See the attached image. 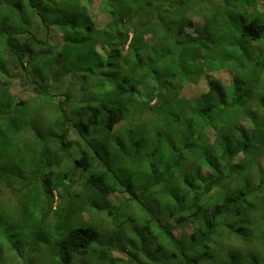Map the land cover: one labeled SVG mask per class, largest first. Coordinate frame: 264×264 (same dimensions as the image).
<instances>
[{
    "label": "trees",
    "instance_id": "16d2710c",
    "mask_svg": "<svg viewBox=\"0 0 264 264\" xmlns=\"http://www.w3.org/2000/svg\"><path fill=\"white\" fill-rule=\"evenodd\" d=\"M95 1L0 0V264H264V0Z\"/></svg>",
    "mask_w": 264,
    "mask_h": 264
},
{
    "label": "rangeland",
    "instance_id": "374dc122",
    "mask_svg": "<svg viewBox=\"0 0 264 264\" xmlns=\"http://www.w3.org/2000/svg\"><path fill=\"white\" fill-rule=\"evenodd\" d=\"M98 2H99V0H96L95 1V3H94V6H93V13L94 14H97V13H99V10H98ZM103 18V17H102ZM57 38V37H56ZM59 39V38H58ZM220 77H222L223 79H224V75L223 74H221V76ZM189 90H191L192 91V87H190V88H188ZM187 92V91H186ZM78 173V171L76 172V174ZM207 173V172H206ZM118 198L119 199H121L119 196H118ZM119 199H117V195L116 196H113V200H115V201H117V200H119ZM121 201H122V199H121ZM92 203L93 202H90V203H85L84 204V207H83V209L81 210V212L82 213H90L91 214V212L92 211H95V210H101V209H103V204H101V201H99V202H97V203H99L98 205H96V206H92ZM158 205L157 204H155V206L153 207V210L155 211V210H158ZM95 214L96 215H94V216H91V217H89V215L88 214H85L86 216H87V219H86V221H88V222H90L91 224H93V225H95L97 228H98V230L100 231V240H99V242L97 243V245L96 246H102V247H110V245H111V243H112V238H111V235H109V233H108V231L107 232H105V234L103 233V225L104 226H109V224L108 223H105V221H104V218L101 216V215H99L97 212H95ZM92 215V214H91ZM141 222H142V220L141 219H139V221H138V223H140L141 224ZM187 230H191V227L190 226H188L187 228H186ZM138 230V232H136ZM152 230V232L154 233V230L156 231V234H157V230L155 229V228H152L151 229ZM132 231V230H131ZM134 231H135V233H134V235L132 236V243H134V244H136L139 248H141V244H142V238H147V237H149V234H143V233H141V232H139V228H134ZM160 232V231H159ZM178 232H180V230H178ZM156 244H157V246H160L161 244L162 245H165V248L167 249V250H164V251H160V250H158V251H156L155 249H152V248H154V246L152 245V247H151V251H150V256L148 257L147 255H146V252H145V250H142L141 252H140V257H142V258H144L145 260L146 259H149V260H152V263H153V261H154V263L153 264H155V263H157V262H160L161 264L163 263L162 261H158L156 258H160L161 260H165V258H166V260L167 259H169L171 256V243L169 242V240L167 239V238H163V239H159L157 242H156ZM170 245V246H169ZM0 246H2V244L0 245ZM41 246H42V248H43V252L45 253V254H50V251H54L55 252V256L56 257H59L60 259H61V257H60V255L58 256V252H57V249H56V247H52V246H48L47 244H41ZM4 247V246H3ZM131 249L132 250H134L135 249V246L134 245H130V251H131ZM149 250V249H148ZM116 252V251H115ZM118 254H122L121 252H117ZM253 253H254V251H253ZM40 254H42V253H39V252H36V255L38 256V255H40ZM45 254H43V257H44V255ZM36 256V257H37ZM151 258V259H150ZM143 259V260H144ZM59 260V259H58ZM58 260L57 261H53V260H49L48 261V264H59V262H58ZM102 260V259H101ZM100 260V261H101ZM258 260L260 261V262H262L263 261V257H258ZM93 261H94V259H93ZM89 262L91 263V261L89 260ZM95 263V262H94ZM5 264H11V263H9V260L7 259L6 261H5ZM14 264V263H13ZM75 264V263H74ZM81 264H87V261H86V259H84V261H82V263ZM93 264V263H92Z\"/></svg>",
    "mask_w": 264,
    "mask_h": 264
}]
</instances>
